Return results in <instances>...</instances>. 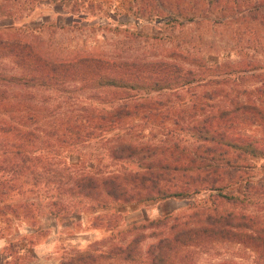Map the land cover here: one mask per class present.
<instances>
[{
	"label": "rangeland",
	"instance_id": "1",
	"mask_svg": "<svg viewBox=\"0 0 264 264\" xmlns=\"http://www.w3.org/2000/svg\"><path fill=\"white\" fill-rule=\"evenodd\" d=\"M1 8L24 16L18 21L0 20L2 31L14 23L6 37L28 41L49 60L96 57L135 63L147 73L155 72L161 63L176 64L201 81L126 100L127 93L87 86L82 80L65 84L64 95L41 88H14L46 115L39 125L46 158L38 166L29 160L18 173L0 174V264L68 260L83 264L79 256L127 246L134 240L146 253L180 227L205 223L212 214L262 215L253 205L234 206L206 192L193 198L105 209L85 201L77 211L54 217L48 213L54 206L46 204L53 202L52 193L43 191L52 188L54 181L47 177L37 185L30 175L20 173L36 167L52 177L82 171L106 177L138 170L139 164L111 157L113 148L176 142L192 148L183 127L211 115L234 125V133L264 138V125L253 115L233 114L236 103L264 108V0H0ZM0 74L20 75L21 70L10 60L0 59ZM85 109H95L98 117L92 124H76V115ZM113 109H121L123 119L115 126L106 123L100 134V113ZM223 110L230 114L223 116ZM66 112L74 115L67 122ZM105 115L110 121L117 116ZM88 130L94 135L86 140ZM6 156L0 151V163L7 165ZM37 190H42L40 195ZM37 195L42 198L40 206L34 204ZM158 220L162 221L159 226H151ZM195 250L196 264H262L255 250L235 242H208ZM93 264L128 263L98 260Z\"/></svg>",
	"mask_w": 264,
	"mask_h": 264
},
{
	"label": "trees",
	"instance_id": "2",
	"mask_svg": "<svg viewBox=\"0 0 264 264\" xmlns=\"http://www.w3.org/2000/svg\"><path fill=\"white\" fill-rule=\"evenodd\" d=\"M5 17L18 21L24 16L20 11L6 12L1 8L0 20ZM12 25L5 31L0 28V59H8L16 64L21 74H0V151L7 154L8 161L7 165L0 163V174L11 171L18 173L19 168L29 160L38 166L46 158L39 128L46 115H42L40 107L25 102L27 98L14 88L33 87L62 94L63 86L69 81L82 80L87 86L127 93L130 96L124 98L126 100L140 96V93L188 88L201 81L195 73L184 72L176 64L161 63L155 72L147 73L135 63L96 57L55 62L45 58L28 41L6 37ZM96 112L95 109L81 111L76 115V124H92L96 120ZM120 112L121 109H113L100 113L103 116L100 117V134L106 123L118 125L123 119ZM243 113L253 115L264 125V108L256 104L236 103L233 114ZM105 114L117 116L110 121L105 118ZM222 114L230 113L223 110ZM215 117L211 115L202 121L194 120L186 128L183 127L184 132L190 134L188 140H192V148L179 142L172 145L162 143L159 146L124 145L119 149L113 148L111 157L139 164L138 170L113 173L106 177L91 171L55 173L54 180L49 174L40 173L36 167L31 168L30 173L20 174L30 175L37 185L46 182L47 177L49 182L54 181L52 188L43 190L52 193L50 198L54 199L53 202L46 204L54 206L48 210L54 217L77 211L85 201H94V208L105 209L117 205L193 198L206 192L225 203L234 206L253 205L262 211V215H238L234 211L218 216L212 214L205 223L180 227L177 232L149 246L146 253L141 250L140 241L134 240L127 246L79 256L83 264H93L98 260H120L128 264H196L195 248L208 242L243 244L255 250L264 264V163H257L264 161V138L234 133V125ZM63 118L67 122L74 115L66 112ZM33 125L35 127L31 128ZM86 134L84 137L89 140L94 131L88 130ZM10 155L12 161H9ZM253 172L255 175H251ZM40 192L42 190L36 191L38 195ZM38 195L34 196V204L40 206L42 198ZM161 223V220L151 222V226ZM61 264H73V261Z\"/></svg>",
	"mask_w": 264,
	"mask_h": 264
}]
</instances>
